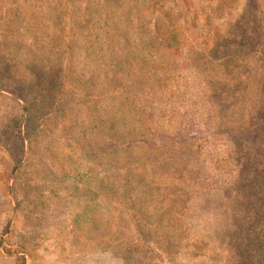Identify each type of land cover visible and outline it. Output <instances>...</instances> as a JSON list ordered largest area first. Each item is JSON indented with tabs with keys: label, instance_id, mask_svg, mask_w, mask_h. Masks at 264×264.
<instances>
[{
	"label": "rangeland",
	"instance_id": "374dc122",
	"mask_svg": "<svg viewBox=\"0 0 264 264\" xmlns=\"http://www.w3.org/2000/svg\"><path fill=\"white\" fill-rule=\"evenodd\" d=\"M0 264H264V0H0Z\"/></svg>",
	"mask_w": 264,
	"mask_h": 264
},
{
	"label": "trees",
	"instance_id": "16d2710c",
	"mask_svg": "<svg viewBox=\"0 0 264 264\" xmlns=\"http://www.w3.org/2000/svg\"><path fill=\"white\" fill-rule=\"evenodd\" d=\"M91 42V41H90Z\"/></svg>",
	"mask_w": 264,
	"mask_h": 264
}]
</instances>
